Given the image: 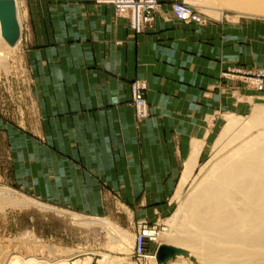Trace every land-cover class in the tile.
Returning a JSON list of instances; mask_svg holds the SVG:
<instances>
[{
    "label": "crops",
    "instance_id": "1",
    "mask_svg": "<svg viewBox=\"0 0 264 264\" xmlns=\"http://www.w3.org/2000/svg\"><path fill=\"white\" fill-rule=\"evenodd\" d=\"M157 1L154 29L139 36L94 0L20 1L29 85L22 124L5 130L24 190L81 210L119 190L137 222L153 221L194 171L212 122L238 106L239 85L224 83V71L264 68V22L185 25L171 11L176 0ZM134 80L148 86L150 117L141 122L129 105Z\"/></svg>",
    "mask_w": 264,
    "mask_h": 264
},
{
    "label": "rangeland",
    "instance_id": "2",
    "mask_svg": "<svg viewBox=\"0 0 264 264\" xmlns=\"http://www.w3.org/2000/svg\"><path fill=\"white\" fill-rule=\"evenodd\" d=\"M17 1L23 26L22 39L18 48L13 52H9L6 59L7 66L5 64L0 66V187L10 189L19 198L25 197L41 203L50 210L31 206L24 209L9 208L1 211V249L4 252L13 253L20 257L35 259L39 264H68L73 261H77V264H157L156 254L159 243L156 241L148 242L144 249V255L138 256L136 254L134 240L140 231L141 226L139 223H143L148 228L155 229L157 232L173 233L174 228L167 221L184 204L215 164L224 159L242 141H236V132L239 133V130H236L229 134L230 137H227L226 142L228 144L215 148V143L226 126L227 117L235 116L244 124L245 119L252 114L255 106H264V97H259L251 92L248 94L241 92V87L248 90L252 89L247 88L235 72H254L261 68L246 70L244 69L245 67H232L224 71L222 74L224 83L229 81L238 83L239 85L238 106L234 110L218 116L216 122H212L203 147V153L196 168L187 177L185 184L182 185L181 181L178 190H171L163 198L161 202L165 206L161 217L157 216L153 221L149 219L137 222L135 209L131 208L127 203L128 196L119 190H103L102 193L95 195L97 197L95 210H81V208H77L75 204H72L70 199H61L48 193L46 195L45 190H43V194H40V190L37 189L24 190L21 183L16 179L15 169L17 164L8 145L5 127L8 125L16 127L22 124V113L25 109L23 93L29 85L28 82H23L20 45L23 39H25V23L20 4L21 0ZM94 3L98 6L111 7L117 18L127 19L129 29L135 36L146 34L154 29L156 15L160 9V2H158L159 8L153 15L154 19L152 23L146 25L140 33H137L131 29L129 18L118 17L112 6L99 4L97 0H94ZM175 3L192 5L193 10L202 16V25L207 20L217 22L222 19L223 21L228 20L231 22L251 20L264 22L263 17L240 15L234 8L226 6L223 2L221 4V0H176L170 4V7L172 8V5ZM217 12L221 13V16H217ZM137 83L141 85L145 84L143 94L148 109L146 117H139L137 114L133 98V87ZM129 89V105L135 111L136 120L141 122L148 119L150 117V107L146 99L147 83L141 80H134L130 83ZM26 106L29 107V104L27 103ZM260 132H262L261 129H254L250 134L244 136V138L248 139L247 137L250 136H258ZM178 191H180V194L177 196ZM87 196L89 199L92 197L91 195ZM94 218L105 219L113 223L126 235L130 245L127 242L125 244V242L117 241L116 238L112 239V235L99 226L85 227L83 225V222ZM118 245L123 246L125 250H123L124 248L121 249ZM146 255L150 258L146 259ZM181 261L179 257H176L170 262L181 263ZM189 262L191 264H198L196 258H194V261Z\"/></svg>",
    "mask_w": 264,
    "mask_h": 264
},
{
    "label": "bare ground",
    "instance_id": "3",
    "mask_svg": "<svg viewBox=\"0 0 264 264\" xmlns=\"http://www.w3.org/2000/svg\"><path fill=\"white\" fill-rule=\"evenodd\" d=\"M15 1L21 37L16 46L11 48L2 39L0 32V66L6 65L9 52L15 51L22 39L23 26L18 1ZM222 2L240 15L264 18V0H221V4ZM188 6L193 8L190 4ZM217 16H221V13L217 12ZM254 129H261L262 132L245 139L244 136ZM236 130H239V133L236 132V141H242L215 164L167 221L174 228L173 233L149 229L147 235H141L144 248L148 242L156 241L159 246H171L189 253L190 258H196L198 264H264V106H255L244 124L237 117L228 116L215 148L228 144L227 137ZM193 167L188 166L182 185L191 175ZM21 198L10 189L0 187V212L9 208L24 209L31 206L50 210L32 199ZM83 225L99 226L112 235V239L116 238L117 241L130 245L126 235L105 219H88ZM137 242L138 235L135 236V247ZM123 248L122 246L121 249ZM148 258L150 257L147 256L146 259ZM179 258L181 263L169 261L168 264H191L190 259ZM0 264L39 263L35 259L4 252L0 246ZM68 264H77V261Z\"/></svg>",
    "mask_w": 264,
    "mask_h": 264
},
{
    "label": "built area",
    "instance_id": "4",
    "mask_svg": "<svg viewBox=\"0 0 264 264\" xmlns=\"http://www.w3.org/2000/svg\"><path fill=\"white\" fill-rule=\"evenodd\" d=\"M97 2L102 5L112 6L118 17L129 18L131 29L137 33H140L146 25L152 23L153 15L159 8V3L156 0H97ZM171 9L175 18L183 24L202 25L203 23L201 15L186 4L175 3ZM235 74L239 75V79L247 88L264 94V69L254 72L237 71ZM144 90L145 84L137 83L133 87V98L139 117H146L148 111L144 100ZM140 226L138 242L135 248L138 256H142L145 249L141 235H147V231L150 229L143 223Z\"/></svg>",
    "mask_w": 264,
    "mask_h": 264
},
{
    "label": "water",
    "instance_id": "5",
    "mask_svg": "<svg viewBox=\"0 0 264 264\" xmlns=\"http://www.w3.org/2000/svg\"><path fill=\"white\" fill-rule=\"evenodd\" d=\"M0 32L5 43L13 48L21 37L20 26L17 20V7L15 0H0ZM190 258L189 253L171 246L161 245L156 254L157 264H167L176 257Z\"/></svg>",
    "mask_w": 264,
    "mask_h": 264
}]
</instances>
